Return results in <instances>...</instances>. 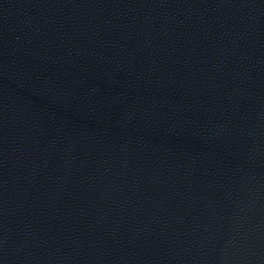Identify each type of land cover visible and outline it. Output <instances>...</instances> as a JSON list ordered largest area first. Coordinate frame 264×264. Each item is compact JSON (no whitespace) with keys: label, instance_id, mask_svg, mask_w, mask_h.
<instances>
[{"label":"water","instance_id":"water-1","mask_svg":"<svg viewBox=\"0 0 264 264\" xmlns=\"http://www.w3.org/2000/svg\"><path fill=\"white\" fill-rule=\"evenodd\" d=\"M0 264H264V0H0Z\"/></svg>","mask_w":264,"mask_h":264}]
</instances>
